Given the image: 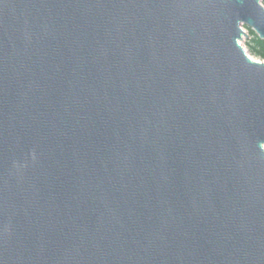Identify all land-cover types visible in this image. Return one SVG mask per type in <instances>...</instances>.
<instances>
[{
  "label": "water",
  "instance_id": "obj_1",
  "mask_svg": "<svg viewBox=\"0 0 264 264\" xmlns=\"http://www.w3.org/2000/svg\"><path fill=\"white\" fill-rule=\"evenodd\" d=\"M262 0H0V264H264Z\"/></svg>",
  "mask_w": 264,
  "mask_h": 264
},
{
  "label": "trees",
  "instance_id": "obj_2",
  "mask_svg": "<svg viewBox=\"0 0 264 264\" xmlns=\"http://www.w3.org/2000/svg\"><path fill=\"white\" fill-rule=\"evenodd\" d=\"M262 3L264 4V0H262ZM250 35L252 36L250 39H248L245 42L247 51L254 57L264 60V40L260 39L255 32L249 28L246 27Z\"/></svg>",
  "mask_w": 264,
  "mask_h": 264
},
{
  "label": "rangeland",
  "instance_id": "obj_3",
  "mask_svg": "<svg viewBox=\"0 0 264 264\" xmlns=\"http://www.w3.org/2000/svg\"><path fill=\"white\" fill-rule=\"evenodd\" d=\"M244 30L247 32V34H248V37H245L244 39H243V42H242V44H243V46L246 48V45H245V42L248 40V39H250L252 36L250 35V33L248 32V30H247V28L246 27H244ZM246 50H247V48H246ZM253 58H256V57H254V56H252ZM258 59V58H257Z\"/></svg>",
  "mask_w": 264,
  "mask_h": 264
}]
</instances>
